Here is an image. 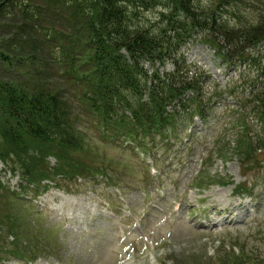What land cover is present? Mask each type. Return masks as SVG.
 <instances>
[{"label":"trees","instance_id":"obj_1","mask_svg":"<svg viewBox=\"0 0 264 264\" xmlns=\"http://www.w3.org/2000/svg\"><path fill=\"white\" fill-rule=\"evenodd\" d=\"M255 6L259 20L245 22L240 8ZM152 9L159 12L147 25ZM199 36L229 67L247 68L239 87L207 98V78L181 52ZM262 44L264 0H0V153L15 154L29 178L44 152L86 150L77 106L110 141L129 139L159 156L176 129L195 116L205 121L213 98L228 94L234 152L242 163L255 159L264 151Z\"/></svg>","mask_w":264,"mask_h":264},{"label":"rangeland","instance_id":"obj_2","mask_svg":"<svg viewBox=\"0 0 264 264\" xmlns=\"http://www.w3.org/2000/svg\"><path fill=\"white\" fill-rule=\"evenodd\" d=\"M240 10L247 23H255L262 13L258 6ZM158 12L152 9L144 14L147 25ZM56 27L62 29L63 22ZM199 37L184 52L187 60L203 67L207 98L218 87H239L247 68L236 71L227 66ZM258 49L263 53L264 44ZM15 75L10 73L8 79ZM228 104H234L228 95L214 97L206 121L195 119L190 132L187 125L176 129L175 139L182 141L171 155L169 148L159 147L157 167L149 156L126 150L122 142H107L108 137L75 106L76 127L87 148L70 151L68 156L63 153L66 158L55 157L50 150L28 179L47 177L56 182H42V186L50 183L49 190L41 188L37 194L36 188L32 198L16 196L28 204L0 191V257L13 258L24 250L37 259L27 264H264V151L255 159L243 156L242 163L233 138L229 141ZM4 122L0 116V128ZM0 146L6 148L1 138ZM221 147L228 151L223 159L218 156ZM95 173L116 178L122 192L108 184L109 178H98L100 183ZM201 174L205 185L199 188ZM0 180L13 189L23 185L21 177L2 162ZM241 192L242 196L236 195ZM38 227V234H43L39 241ZM10 231L18 235L17 241L13 242ZM227 242L238 244L242 257L236 259L225 248Z\"/></svg>","mask_w":264,"mask_h":264}]
</instances>
